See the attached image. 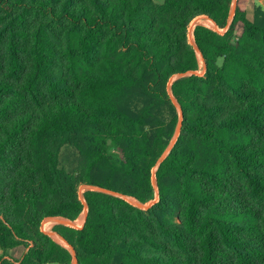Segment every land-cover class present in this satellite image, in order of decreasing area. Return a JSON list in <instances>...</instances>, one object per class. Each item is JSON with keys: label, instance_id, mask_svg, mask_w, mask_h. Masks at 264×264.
Segmentation results:
<instances>
[{"label": "trees", "instance_id": "16d2710c", "mask_svg": "<svg viewBox=\"0 0 264 264\" xmlns=\"http://www.w3.org/2000/svg\"><path fill=\"white\" fill-rule=\"evenodd\" d=\"M233 1L0 0V264H73L42 223L86 206L78 264H264V8Z\"/></svg>", "mask_w": 264, "mask_h": 264}, {"label": "rangeland", "instance_id": "374dc122", "mask_svg": "<svg viewBox=\"0 0 264 264\" xmlns=\"http://www.w3.org/2000/svg\"><path fill=\"white\" fill-rule=\"evenodd\" d=\"M155 2H157V3H161V2H163V0H154ZM235 6H237V0H234L233 1V4H232V9H234L235 8ZM241 6L247 11V16H248V18L250 19V20H253V16H254V10H255V7H257V6H260V7H262V8H264V0H243L242 2H241ZM195 24L196 25H205V26H207V27H209L208 26V24H209V22L205 19V17H199V18H197V19H195L192 23H191V27H190V33H189V42H190V44L193 46V43H194V39L192 40V30H194V26H195ZM209 28H211V29H213V30H218V28L216 27V26H212V27H209ZM240 29L238 30V33H240ZM221 32H223V31H221ZM198 59H199V61H200V70L198 71V72H195L196 74H198V75H200V76H203L204 74H205V65H204V61L201 59V57H199V55H198ZM178 77V76H177ZM177 77H175V78H177ZM174 79V78H173ZM178 79V78H177ZM178 112H179V110H178ZM179 115H180V112H179ZM181 117H182V119H181ZM180 119H181V127H180V129H179V132L177 131L176 132V135H175V137H174V139H173V141H172V143L171 144H175V142L177 141V139H178V137H179V135H180V131H181V128H182V122H183V112H182V114L180 115V118H179V121H180ZM177 130H178V128H177ZM173 147V146H172ZM171 150V149H170ZM77 164H78V153L71 147V146H68V145H66V146H63L62 147V149H61V152H60V166L62 167V168H64L65 170H67V171H73L75 168H76V166H77ZM157 170V168L155 169V171ZM154 171V172H155ZM155 177V176H154ZM153 177V178H154ZM86 191V187H84V186H81L80 188H79V195H80V197H81V199L83 200V193ZM129 201H131L132 203H134L135 205H138V206H140L143 210H146V209H148V207H150L152 204H154L155 202H157L158 201V196H157V198H156V200H154L153 202H152V204L150 205V204H145V205H143L142 203H140V202H138L137 200H135V199H128ZM86 213H87V210L85 209L83 212H82V214L80 215V217L76 220V221H72V224L73 225H66V226H69V227H75V228H77V227H81L80 225H78V223H77V221L78 222H80L81 223V225L82 224H84L83 222H84V216L86 215ZM48 222H50L51 224H46V223H48ZM46 224V225H45ZM55 225H61V224H55V222L51 219V218H49V219H45L44 221H43V223H42V231H45V232H48V233H56L54 230H53V228H54V226ZM46 228H47V230H46ZM57 234V233H56ZM54 236L55 235H53V237H52V239L54 240V241H56L55 239H54ZM58 236V235H57ZM57 242V241H56ZM58 243V242H57ZM60 244V243H59ZM62 245V244H61ZM63 246V245H62ZM65 247V246H64ZM67 249H69L71 252H72V250L70 249V247L68 246V247H66ZM21 249V252L22 251H24V249H23V247H21L20 248ZM13 252H14V250H12V251H3V250H1L0 249V258L1 257H3V256H9V255H13ZM73 254V253H72ZM73 263H74V261H73Z\"/></svg>", "mask_w": 264, "mask_h": 264}, {"label": "water", "instance_id": "95a60500", "mask_svg": "<svg viewBox=\"0 0 264 264\" xmlns=\"http://www.w3.org/2000/svg\"><path fill=\"white\" fill-rule=\"evenodd\" d=\"M235 9H236V6H235V8L234 9H232V18H233V16H234V14H235ZM206 20H210V21H212L211 19H209V18H205ZM213 22V21H212ZM214 23V22H213ZM197 25L195 24V26L194 27H196ZM214 26H216V24L214 23ZM192 37H193V30H192ZM193 46H194V48H195V50L197 51V53L198 54H200V56H201V58H202V60H203V57H202V54H201V52H200V50H199V48L196 46V44H195V42L193 43ZM195 72H190V73H187V74H182V75H179L177 78H181V77H185V76H189V75H192V74H194ZM177 78H174V79H171V81H170V83H169V87H171V85H172V83H173V81L174 80H176ZM173 98V97H172ZM173 101H174V103H175V105L177 106V108H178V110H179V112H180V115L182 114V109H181V107H180V105L178 104V102L173 98ZM181 119H182V117H181ZM181 119H180V121H179V124H178V132H179V129H180V127H181ZM172 146H173V144H171L170 145V147L168 148V150L166 151V153L159 159V161H158V165L165 159V157L169 154V152H170V149L172 148ZM153 180H154V182L156 183V178L154 177L153 178ZM86 188L88 189V190H91V191H98V192H103V193H107V194H110V195H118V194H116V193H114V192H112V191H110V190H107V189H104V188H100V187H96V186H86ZM150 205L152 204V203H149ZM86 210H87V213H86V215L84 216V223H85V221H86V218H87V214H88V207L86 206V208H85ZM54 222H55V224H61V225H73L72 224V221L71 220H68V219H66V218H51ZM84 225V224H83ZM82 225V226H83ZM81 226V227H82ZM81 227H77V228H81ZM45 232V231H44ZM48 236H50L51 238L53 237V235H58V234H56V233H48V232H45ZM59 236V235H58ZM60 237V236H59ZM61 239H63L62 237H60ZM64 240V239H63ZM65 241V240H64ZM66 242V241H65ZM67 243V242H66ZM67 245L70 247V249L72 250V253H73V255H74V263L73 264H78V259H77V255H76V251L74 250V248L69 244V243H67Z\"/></svg>", "mask_w": 264, "mask_h": 264}, {"label": "bare ground", "instance_id": "6f19581e", "mask_svg": "<svg viewBox=\"0 0 264 264\" xmlns=\"http://www.w3.org/2000/svg\"><path fill=\"white\" fill-rule=\"evenodd\" d=\"M207 21L209 22V24H208L209 27L214 26V23H213L212 21H210V20H207ZM205 25H206V24H205ZM192 40H193V38H192ZM198 55H199V57H201L200 54H198ZM201 59H202V58H201ZM77 223H78V225H80V226L83 225V224L81 225V223L78 222V221H77ZM83 223H84V222H83ZM46 224H51V223L48 222V223H46ZM46 224H45V225H46ZM46 230H47V228H46ZM54 239H55L57 242L61 243L63 246L68 247L67 243H66L63 239H61L59 236L55 235V236H54Z\"/></svg>", "mask_w": 264, "mask_h": 264}, {"label": "crops", "instance_id": "0c3cea01", "mask_svg": "<svg viewBox=\"0 0 264 264\" xmlns=\"http://www.w3.org/2000/svg\"><path fill=\"white\" fill-rule=\"evenodd\" d=\"M61 244V243H60ZM21 247H18V248H15V249H12V250H14V252H13V255H9L10 257H13V258H15V259H17V260H20V259H22V257L24 256V254L26 253V250L24 249V251H22L21 252V249H20ZM12 250H8V251H12Z\"/></svg>", "mask_w": 264, "mask_h": 264}, {"label": "built area", "instance_id": "2783aa9c", "mask_svg": "<svg viewBox=\"0 0 264 264\" xmlns=\"http://www.w3.org/2000/svg\"><path fill=\"white\" fill-rule=\"evenodd\" d=\"M128 199H129V198H128ZM128 199H127V201H129ZM130 202H131V201H130Z\"/></svg>", "mask_w": 264, "mask_h": 264}]
</instances>
